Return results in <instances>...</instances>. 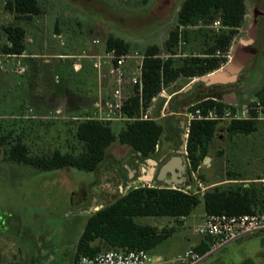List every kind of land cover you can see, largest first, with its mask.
Wrapping results in <instances>:
<instances>
[{"label": "rangeland", "instance_id": "374dc122", "mask_svg": "<svg viewBox=\"0 0 264 264\" xmlns=\"http://www.w3.org/2000/svg\"><path fill=\"white\" fill-rule=\"evenodd\" d=\"M183 1L41 0L44 11L32 19H23L6 11L5 0H0V25L22 22L27 26L26 43L29 56L24 63L30 67L29 70L25 68L20 72L25 65L18 63L12 66L11 73V65L0 64V137L12 132L9 142L20 136L34 154L50 152L56 148L68 151L71 146H75L76 152H79L81 145L75 138L72 121L95 116L96 101L110 98L113 87L108 67L101 70L93 67L87 55L104 54L105 40L113 34L130 43L131 57L128 60L131 73L139 68L148 46H158L161 57L167 58V38L178 24V12ZM246 4L244 24L225 53L227 61L217 69H222L229 62L238 43L249 38V31L253 23H256L253 45L257 52L241 72L244 83L241 90L247 96L239 100L236 108L252 100L262 102L256 96V91L264 83V0H246ZM32 54L35 56L32 57ZM79 58L82 67L78 70L75 63L79 62ZM99 72L103 75L101 92L98 82L94 81ZM25 73V76L16 75ZM86 76L88 81H82ZM184 81L179 78L166 85V93L172 94ZM62 89L74 92L78 107L77 111L75 109L65 114V119L58 118L59 114L52 111L57 108V103H46L49 106L45 107L43 113L34 109L32 104H29L32 111L26 106L22 113H12L9 103H6L8 98L17 97L22 92L55 94ZM126 89L133 87L127 86ZM206 92L205 84H197L186 94L175 95L173 99L171 97L172 108ZM167 99L158 95L155 101L152 100L151 116L165 128L174 120L181 128L162 137L160 150L156 152L160 162L171 156V148L174 149L172 154H175V149L184 145H179L181 134L182 140L186 141L188 130L185 126L192 115V105L179 107L176 109L179 113L168 114L167 107L164 106L168 104ZM162 107H165L164 115ZM28 115L30 119L23 117ZM33 115L40 117H31ZM255 119L259 128L248 135L230 134L225 128L230 120L220 121L219 135L211 142L209 158L202 162L193 177L186 173L188 181L181 187L188 188L190 184L189 190L198 187L203 192L218 185H249L255 181L261 184L264 181V108ZM119 127L120 123H113L116 133ZM131 150L130 145L116 141L108 149L104 163L95 171L72 166L38 169L7 160L2 152L0 264H74L75 245L84 229L86 216L110 199V189L101 184L103 173L118 166L122 168L123 162L132 158L129 156ZM112 152L115 153L113 156ZM164 152L166 156L160 158ZM183 154L185 155L184 149ZM151 184L172 186L161 182ZM111 192L115 195L123 193L117 188H111ZM204 212L202 201L192 213L197 215L198 223L201 222ZM136 221L160 228L175 226L174 233L152 252L156 257L162 255V258L169 259L188 248H195L194 245L191 246L197 238L192 220L185 222L174 220L171 216H139ZM248 259L253 261L252 264H264V229L222 245L196 264H245Z\"/></svg>", "mask_w": 264, "mask_h": 264}, {"label": "trees", "instance_id": "16d2710c", "mask_svg": "<svg viewBox=\"0 0 264 264\" xmlns=\"http://www.w3.org/2000/svg\"><path fill=\"white\" fill-rule=\"evenodd\" d=\"M5 9L23 19H32L44 11L41 0H5ZM246 14V0H184L178 12V24L167 38V58L161 57L160 48L156 45L146 48L143 60L145 106L159 95L163 86L176 82L179 78L185 80L179 89L172 92L173 99L175 95L186 94L187 91L183 88L194 78L219 69L227 61L225 53L243 26ZM217 19L222 23L219 30L211 27ZM26 32V27L21 24H1L0 52L8 55L24 54L27 51ZM130 48L128 41L113 34L105 40L106 51L114 50L121 55L128 54ZM197 84L204 82L198 81L194 86ZM64 92L62 89L58 93ZM256 96L264 100V83L256 91ZM213 97V94L201 93L194 99L184 101L181 106L177 104L176 108H172L171 99L168 102L169 111L192 105L191 112L200 110L206 114L217 104ZM124 111L134 119L127 121L119 133L114 131L111 121L94 117L72 121L75 138L81 145L79 152H76L75 146H71L68 151L56 148L50 152L34 154L20 136L9 142L12 135L9 132L0 137V155L4 152L7 160L38 169L72 166L95 171L101 167L109 147L115 141L130 145L132 153L142 159H154L156 145H160L162 137L178 129L176 120L165 128L156 119H139L141 106L137 95L130 98ZM225 128L230 134L248 135L259 127L256 119H236L229 121ZM218 132L219 121L216 119L191 120L186 141L187 157L191 162L189 172L197 171L201 166L210 152L211 142L219 135ZM202 201L206 214L239 215L261 211L264 209V181L261 184L255 181L249 185L229 187L218 185L203 192L198 187L185 192L170 186L150 187L138 184L125 193L110 195V199L102 203L100 209L86 216L84 229L75 245L73 263L79 264L83 256H96L110 249L124 252L144 249L152 253L174 233L175 226L160 228L142 224L136 221V217L171 216L181 221V218L191 215ZM212 242L211 236H205L194 249L206 254L211 250ZM252 263L251 259L245 261V264Z\"/></svg>", "mask_w": 264, "mask_h": 264}, {"label": "built area", "instance_id": "2783aa9c", "mask_svg": "<svg viewBox=\"0 0 264 264\" xmlns=\"http://www.w3.org/2000/svg\"><path fill=\"white\" fill-rule=\"evenodd\" d=\"M221 26L222 23L220 19L215 20L211 25L215 30H219ZM87 57H89L93 66L99 70L105 66L108 67L109 76L113 80L110 98L98 105V111L96 115L93 116L94 118L104 121H129L134 119L124 111V106L133 95H137L139 96V103L141 106V113L138 118L154 119L151 116L152 102L148 106H145V100L143 97L144 56L140 62L139 68L130 74L127 73L125 68L127 59L131 57L129 53L119 55L116 54L114 50H111L105 51L104 54L87 55ZM78 61L79 62L75 63V68L79 70L82 67L81 58H79ZM24 70L25 67H22L20 72H23ZM127 86H132L133 89L127 90ZM159 95L167 97V103L172 97V94L168 95L166 93L165 86H163ZM155 100L156 96L153 98V101ZM216 102L217 104L206 114H203L200 110L192 112L187 124V130L189 131L190 122L194 118L216 119L219 122L222 120L255 119L260 110L264 108V100H262V102L252 100V103L242 104L240 108H236L238 107V103L230 104L220 100H216ZM30 110L32 111V108ZM58 112L59 111L57 110V113ZM162 113V115H164V109L162 110ZM186 141H184L183 149L185 153V162L187 163L188 169H190L191 162L187 157ZM158 149L159 144L156 145V151ZM189 173L193 177L195 171L190 170ZM143 185L150 187L155 186L150 182H145ZM170 187L185 192L191 191L189 190L191 189L190 184L187 186L188 188H183L181 185H172ZM260 229H264V209L239 215H229L226 213L206 214L204 221L195 225L193 231L195 234L203 237L211 236L213 238L211 250L213 251L236 238ZM204 256L205 254H201L194 248H188L184 252L169 259H164L161 256L156 257L144 249L132 250L130 252H124L120 249H110L101 252L96 256H83L80 258L79 264H196L204 258Z\"/></svg>", "mask_w": 264, "mask_h": 264}, {"label": "crops", "instance_id": "0c3cea01", "mask_svg": "<svg viewBox=\"0 0 264 264\" xmlns=\"http://www.w3.org/2000/svg\"><path fill=\"white\" fill-rule=\"evenodd\" d=\"M0 16H2L1 12H0ZM17 24H21V25L27 27L22 22L21 23H17ZM28 56H29V54L27 53V51L24 54H22V55H8V54H3V53L0 52V64L1 63H5V64H8V65H11L10 72L12 71V68H13L12 66L15 65V64H18V63H22L23 65H25V68H27L29 70L30 69L29 65H27V63H24L25 59L28 58ZM31 56L34 57L35 54H32ZM128 59L126 61V65H125L127 73L129 72V67H130V63H129ZM130 73L131 72H129V74ZM16 75L25 76L27 74L25 73V74H16ZM82 76H84V75L82 74ZM102 76L103 75H101V73L99 72L98 73V77H96L95 80H94L95 83L98 82V84H99V86H98V87H100V91L99 92H101V88H102V81H103L102 80L103 79ZM11 77L13 78V76H11ZM15 79L17 80V78H15ZM85 80L88 81V76L82 78V81H85ZM106 100H107V98L106 99L100 98L98 101H96V103H95V107L96 108H95V111H94L95 114L98 111V105L103 103ZM49 102L57 103V104H55V106L57 105V108L55 107L54 109H52V111L57 113V110H58L59 111L58 112V114H59L58 118H60V119L67 118V116L65 114L73 112L75 109L77 111V108H78L76 103H75L76 99L74 98V92H71V91H68V92L65 91L64 93H55V94H51L49 92L48 93L46 92V93H43L41 95H38V94H35V93L34 94H30L29 92H22V94L18 95L17 97H11V99L8 98L7 101H6V103H9L10 111L12 113H18V112L22 113L25 110L26 106H27V108L31 107V106H29V104H32L34 109H36L37 111L41 110L40 112L43 113L45 111V107L49 106V105H46V103L48 104ZM153 106H154V104H153ZM164 106L167 107L168 114L179 113V111H169L168 104L164 105ZM29 109L27 110V112H29ZM163 109H161V111ZM20 117H22V116H20ZM23 117H27V119H30V118H28L29 115L28 116H23ZM31 117H40V116L33 115ZM73 118H75V117H73ZM27 121H29V120H27ZM115 122L120 123L119 131L127 123V121L124 122V121H121V120H114V121H111L112 127H113V123H115ZM119 131H118V133H119ZM167 139H170V138H167ZM114 143H116V141ZM159 150H160V145H159V149L157 151L159 152ZM172 150H174V149L171 148V150H170L171 151V154H170L171 156L174 155V154H172ZM164 153L165 154L162 153V155H160L159 157L160 158L165 157L166 156V152H164ZM114 154L115 153L112 152L111 156H113ZM129 156H132V158L124 161L123 164H122V168L120 166H118V167L114 168L113 170L104 171L103 179L101 181V184L106 185V187L109 188V189L112 188V187L123 188L125 186V189L121 191V192L125 193L126 190L129 188V186L131 184H132L131 187H134V186H136L138 184H143L145 182H150V183L151 182H157L155 180L148 181L151 178H154L155 175H157L158 168L163 163V162L159 161V158L156 157L157 155L154 157V159L160 162L159 165L154 163V162H152L150 158H147V159L140 158L138 155L133 154L132 150H131V153H130ZM135 157H137V158L139 157L144 163H141L140 165L133 164L130 160H132ZM123 159H125V157ZM123 165L125 166V169H127V171H125L123 169ZM114 171L118 172L117 175H115L113 173ZM147 171H149V173L145 174ZM127 172H128V175H127ZM262 174H264V173H262ZM136 175L139 176L138 179L137 180H131V178L136 177ZM257 178H259V177H257ZM261 180H263V179H261ZM108 193H110V192H108ZM100 206H102V205H100ZM205 215H206V212H204V214L201 215L202 219H200L201 220L200 223H202L204 221ZM196 218H197V215L191 214V215H189L187 217L181 218V220H184L185 222L188 221V220L189 221L192 220V221H194V225L193 226H195L197 224H200V223H198L199 219H196ZM202 239H203V236L197 235V238L195 239L194 243L191 246H193V245L197 246L198 244H200ZM210 252H212V250L208 251L205 254V256H207V254L210 253ZM157 256H161L162 257V255H157ZM160 264H162V263H160Z\"/></svg>", "mask_w": 264, "mask_h": 264}, {"label": "water", "instance_id": "95a60500", "mask_svg": "<svg viewBox=\"0 0 264 264\" xmlns=\"http://www.w3.org/2000/svg\"><path fill=\"white\" fill-rule=\"evenodd\" d=\"M255 38L256 23H253L249 31V38L238 43L233 57L222 69L205 76L194 78L190 84L183 88V90L188 91L198 81H203L207 85H211L219 82L236 80L239 72L249 63L250 59L253 58L257 52V49L253 45ZM230 103L235 104L236 101H230ZM208 158L209 156H207L205 159ZM151 161L156 164L159 163V161L155 159H151ZM187 172L189 173V169L187 163L185 162V155L183 152H180V154H174L170 156L159 166L157 172V182L167 183L169 185H182L188 181V176L186 174ZM153 180L155 179L151 178L148 181ZM131 186L132 184L129 186V188H131ZM101 207L102 206L98 207L96 210L100 209Z\"/></svg>", "mask_w": 264, "mask_h": 264}, {"label": "flooded vegetation", "instance_id": "af4514ba", "mask_svg": "<svg viewBox=\"0 0 264 264\" xmlns=\"http://www.w3.org/2000/svg\"><path fill=\"white\" fill-rule=\"evenodd\" d=\"M242 70L239 72L236 80H234V81L219 82V83H215V84H211V85H207L204 82L205 86L207 87V92L206 93L213 94L214 95V97H213L214 100H220V101L227 102V103H230V101H236V103H238L239 100L242 97L244 98V97L247 96V93H244L241 90V87L244 85L243 80H242V76H241ZM230 104H232V103H230ZM178 128H181V126H178ZM181 141H182V134H181ZM181 141H180L179 145L180 144H183V143H181ZM182 146L175 149V151H176L175 154H180V152H183ZM130 161L133 164H136V165H140L141 163H144L139 157L138 158L135 157V158H133ZM159 163H158V165H159ZM123 169L125 171H127V169H125V166L124 165H123ZM113 173L115 175H117L118 172L117 171H114ZM148 173H149V171H147L145 174H148ZM127 175H128V172H127ZM138 177L139 176L136 175V177L131 178V180H137ZM154 179H155V181H157V175L154 176ZM114 188H116V187H112V189H114ZM117 189H119V191H122V190L125 189V186L123 188H117ZM109 192H110V195H115V194H113V192H111V188H110V191ZM85 195H86V193H85Z\"/></svg>", "mask_w": 264, "mask_h": 264}]
</instances>
